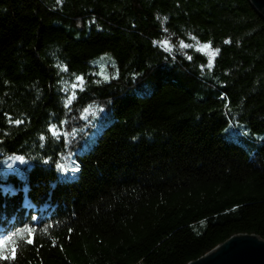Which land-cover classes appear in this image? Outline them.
<instances>
[{"label": "trees", "instance_id": "1", "mask_svg": "<svg viewBox=\"0 0 264 264\" xmlns=\"http://www.w3.org/2000/svg\"><path fill=\"white\" fill-rule=\"evenodd\" d=\"M189 35L212 68L165 48ZM21 156L0 177V264H188L264 240V17L250 0H0V161Z\"/></svg>", "mask_w": 264, "mask_h": 264}, {"label": "water", "instance_id": "2", "mask_svg": "<svg viewBox=\"0 0 264 264\" xmlns=\"http://www.w3.org/2000/svg\"><path fill=\"white\" fill-rule=\"evenodd\" d=\"M264 17V0H250ZM190 264H264V240L259 236L239 234Z\"/></svg>", "mask_w": 264, "mask_h": 264}, {"label": "rangeland", "instance_id": "3", "mask_svg": "<svg viewBox=\"0 0 264 264\" xmlns=\"http://www.w3.org/2000/svg\"><path fill=\"white\" fill-rule=\"evenodd\" d=\"M185 45H189V47H184ZM165 48L167 50L171 51L172 53L173 52L183 53L186 50L192 49V50L197 51V49H200V51H202L203 53H207V55L209 57L207 64L202 65L203 66L202 68H205V67L206 68H212L213 64H214V59L217 56L218 51H219L218 49L213 48L209 44H205V43L197 41L196 39H194V37H191V35H189V38L186 39V41L181 40V39H177V38L174 39L172 37V45L169 42H165ZM27 165H28L27 162L24 160L21 161L19 159V157H13L11 159H4V160L0 161V177L2 175H6L8 172H21V171L25 170ZM240 234H245V233H240ZM237 235H239V234H236L234 236H237ZM248 235H254V234H248ZM234 236H232V237H234ZM198 260H195V261H198ZM195 261H191V262H195ZM191 262H189L188 264H190Z\"/></svg>", "mask_w": 264, "mask_h": 264}, {"label": "snow or ice", "instance_id": "4", "mask_svg": "<svg viewBox=\"0 0 264 264\" xmlns=\"http://www.w3.org/2000/svg\"><path fill=\"white\" fill-rule=\"evenodd\" d=\"M184 47H189V45H185ZM197 51H200V49H197ZM189 59H191V58L189 57ZM50 131H52V133L54 135L57 134L55 127L50 128ZM19 159L21 161H23L24 157L21 156V157H19ZM73 171H79V169L78 168L73 169ZM33 219H35V218H33ZM31 233H32V230L28 229V234L31 235ZM11 240H12V236H7L4 239H0V260L7 261L9 259V255H8L9 253L11 254L12 258L15 259L16 249L14 246H10ZM29 242H31V239L29 240Z\"/></svg>", "mask_w": 264, "mask_h": 264}, {"label": "bare ground", "instance_id": "5", "mask_svg": "<svg viewBox=\"0 0 264 264\" xmlns=\"http://www.w3.org/2000/svg\"><path fill=\"white\" fill-rule=\"evenodd\" d=\"M255 236H257V235H255Z\"/></svg>", "mask_w": 264, "mask_h": 264}]
</instances>
